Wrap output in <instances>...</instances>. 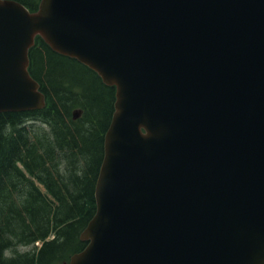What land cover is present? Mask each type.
<instances>
[{
  "label": "water",
  "instance_id": "95a60500",
  "mask_svg": "<svg viewBox=\"0 0 264 264\" xmlns=\"http://www.w3.org/2000/svg\"><path fill=\"white\" fill-rule=\"evenodd\" d=\"M37 35L116 89L69 264H264V0H0V113Z\"/></svg>",
  "mask_w": 264,
  "mask_h": 264
},
{
  "label": "trees",
  "instance_id": "16d2710c",
  "mask_svg": "<svg viewBox=\"0 0 264 264\" xmlns=\"http://www.w3.org/2000/svg\"><path fill=\"white\" fill-rule=\"evenodd\" d=\"M28 58L46 103L0 113V264H68L87 245L115 87L40 37Z\"/></svg>",
  "mask_w": 264,
  "mask_h": 264
},
{
  "label": "rangeland",
  "instance_id": "374dc122",
  "mask_svg": "<svg viewBox=\"0 0 264 264\" xmlns=\"http://www.w3.org/2000/svg\"><path fill=\"white\" fill-rule=\"evenodd\" d=\"M20 249V251L23 249V248H19Z\"/></svg>",
  "mask_w": 264,
  "mask_h": 264
},
{
  "label": "bare ground",
  "instance_id": "6f19581e",
  "mask_svg": "<svg viewBox=\"0 0 264 264\" xmlns=\"http://www.w3.org/2000/svg\"><path fill=\"white\" fill-rule=\"evenodd\" d=\"M23 253H24V252H23ZM23 253H22V254H23Z\"/></svg>",
  "mask_w": 264,
  "mask_h": 264
}]
</instances>
